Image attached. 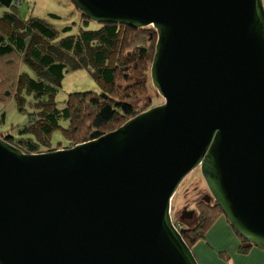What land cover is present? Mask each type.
I'll list each match as a JSON object with an SVG mask.
<instances>
[{
  "label": "water",
  "instance_id": "95a60500",
  "mask_svg": "<svg viewBox=\"0 0 264 264\" xmlns=\"http://www.w3.org/2000/svg\"><path fill=\"white\" fill-rule=\"evenodd\" d=\"M72 1L93 23L155 30L164 103L50 153L0 136V264H200L171 214L196 170L203 202L264 251L263 0Z\"/></svg>",
  "mask_w": 264,
  "mask_h": 264
},
{
  "label": "trees",
  "instance_id": "16d2710c",
  "mask_svg": "<svg viewBox=\"0 0 264 264\" xmlns=\"http://www.w3.org/2000/svg\"><path fill=\"white\" fill-rule=\"evenodd\" d=\"M21 1L0 0L4 9L0 17V104L14 103L20 114L28 116L25 124L3 136L9 144L28 155L73 148L155 107L152 98L146 106L135 105L150 96L157 42L153 28L98 24L97 30H87L92 22L83 17V28L73 34L70 26L61 30L48 20L19 17ZM50 19L60 17L51 14ZM80 70L90 73L100 92L71 93L60 102L66 75ZM5 121L3 113L0 126ZM57 132L64 140L54 141ZM197 209L196 225L180 229L192 250L224 216L215 203L201 202ZM236 235L240 240L237 254H250L254 246ZM219 256L232 264L229 254Z\"/></svg>",
  "mask_w": 264,
  "mask_h": 264
},
{
  "label": "rangeland",
  "instance_id": "374dc122",
  "mask_svg": "<svg viewBox=\"0 0 264 264\" xmlns=\"http://www.w3.org/2000/svg\"><path fill=\"white\" fill-rule=\"evenodd\" d=\"M71 1L22 0L21 5L17 10V14L23 19L41 18L48 20L58 26L61 30L70 26L73 30L72 33L76 34L80 31V28H83L84 26L82 25L83 16ZM3 12L4 9L0 8V17ZM51 14L58 15L60 19L52 21L50 19ZM98 28L99 25L93 22L86 27L87 30H97ZM25 70L27 71V68H25ZM77 92H100L99 85L87 70L70 72L66 75L62 84V92L58 96V100L60 102H64L67 99L68 94ZM150 98L153 99V104L155 106H159L164 103V99L157 93L156 89L152 85L150 88V96L135 104L136 107L140 108L143 105L146 106L147 104H150L152 102V99ZM3 113L6 115V121L0 126L1 137L5 136L7 132H12V128L25 124L28 120V116L26 114H20L18 112L14 103H10L8 105L0 104V116ZM53 139L54 141L64 140L60 132H57L53 136ZM208 195H210V193L201 172L199 170L194 171L187 177V179H185L172 200L171 214L175 225L178 226L177 222L180 220V216L185 209L188 208L190 210H197L196 203L200 201L203 196L205 197ZM187 222L189 223L186 224V226H190V228L196 223L190 220Z\"/></svg>",
  "mask_w": 264,
  "mask_h": 264
},
{
  "label": "crops",
  "instance_id": "0c3cea01",
  "mask_svg": "<svg viewBox=\"0 0 264 264\" xmlns=\"http://www.w3.org/2000/svg\"><path fill=\"white\" fill-rule=\"evenodd\" d=\"M239 246L238 236L223 216L193 252L200 264H230L220 258L221 253L229 254L232 264H264V251L254 247L250 254L242 256L237 254Z\"/></svg>",
  "mask_w": 264,
  "mask_h": 264
},
{
  "label": "flooded vegetation",
  "instance_id": "af4514ba",
  "mask_svg": "<svg viewBox=\"0 0 264 264\" xmlns=\"http://www.w3.org/2000/svg\"><path fill=\"white\" fill-rule=\"evenodd\" d=\"M203 198H204V196L201 198V200L200 201H198L197 203H196V208H198V204L199 203H201V202H203ZM204 203V202H203ZM186 210H188V211H193V212H195V214H194V217H193V219L192 220H190V221H194V222H196L197 223V220H198V209L197 210H190V209H185L184 211H186ZM183 211V212H184ZM182 212V213H183ZM181 216H182V214H181ZM181 216H180V220L177 222L178 224V227L181 229V228H187V229H191V228H193L195 225H196V223H195V225H193L191 228H190V226H186V224H188L189 222H187L188 220H185V221H181Z\"/></svg>",
  "mask_w": 264,
  "mask_h": 264
}]
</instances>
